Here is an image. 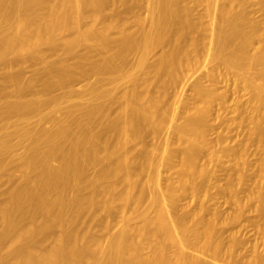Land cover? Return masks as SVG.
Here are the masks:
<instances>
[{"label":"bare ground","instance_id":"bare-ground-1","mask_svg":"<svg viewBox=\"0 0 264 264\" xmlns=\"http://www.w3.org/2000/svg\"><path fill=\"white\" fill-rule=\"evenodd\" d=\"M249 6L0 0V264H264L256 247L234 258L241 241L218 225L242 212L207 195L227 168L236 200L231 168L264 141V30ZM218 82L247 92L232 118L216 114L235 146L206 132L228 98Z\"/></svg>","mask_w":264,"mask_h":264},{"label":"rangeland","instance_id":"rangeland-1","mask_svg":"<svg viewBox=\"0 0 264 264\" xmlns=\"http://www.w3.org/2000/svg\"><path fill=\"white\" fill-rule=\"evenodd\" d=\"M249 10H250V16L260 21L262 29L264 30V24H263L264 22V0H250ZM201 12H203L202 6L196 5L194 7V14L199 15ZM57 57L60 58L61 56L59 55V56H56V58ZM56 58H53V60H55ZM127 59L130 61L132 60L130 56ZM205 62L206 61L204 60L203 64H205ZM212 65H213L212 63L211 64L207 63L206 67L211 68ZM28 69H26V71L30 72ZM0 73H1V70H0ZM230 83L232 84V82ZM218 86L222 87L218 91L219 92L226 91L228 98H227L226 105L224 108H219L217 105H214L212 107V114L209 117L208 123L206 125V132L213 134L212 136L209 134L211 136L210 139H213L214 138L213 136L215 134L224 135L225 132H228L227 136L229 139H227V143H229L228 145L230 146L231 145L235 146L236 140L239 139L236 137L237 133H236V128H235V123L231 124V126L229 127V130H226L225 129L226 127H224L225 123L223 124L222 121L223 122L224 120L227 121L229 120V118H232L233 116L229 108L230 104L234 102L233 97H235L236 95L244 94L245 97L242 99L243 101L244 99H246L247 92L242 86L237 87L238 94L232 91L231 86H228V85L226 86L222 82H218ZM120 88L121 87H119V89ZM218 113L222 114V121L216 119V114ZM249 114L252 115L251 113ZM246 131H247V128L246 127L243 128L242 134L246 133ZM147 139L150 141V136L147 137ZM175 146L176 145H174L173 147ZM177 148H178V145H177ZM244 158L247 159L249 163V166L245 170L238 171L237 166L231 168L233 172L234 184L236 186V196H237L236 200L230 199V197L228 196L225 190V188L227 187V181L225 179L226 173L230 174L231 172L230 170L229 172H227L228 171L227 168H223L221 171L218 172L219 185L223 187L224 190H218V188L216 189V187L214 186H211V187L207 186L208 199L209 198L216 199V202L219 205L217 206L218 207L217 210H219L223 216H227L231 218L234 215H236L239 210H241L239 212H242L239 221H234L230 219L229 222L221 223L218 225V229L220 230V233H222L223 238H225L223 239L226 242L225 244L228 243V240L230 241V235L232 234H236V236L240 239L241 245L238 247L237 251L234 253V258L237 257L236 260H238V258L248 259L251 255L252 248L254 247L257 248L256 249L257 252L260 251L259 252L260 254L264 252V215L260 214L259 209H258L259 202L264 200V141L262 143L261 142L256 143V141H253L252 143H250L249 149L247 151V155L244 156ZM162 173H164V175L162 174L163 177L165 176V174H167L165 172H162ZM255 191H260L261 200H259V202L253 199L248 200L249 196L250 195L252 196V194ZM189 198H184V201L185 202L188 201L187 203H190L191 205L194 201L189 200ZM239 200H242L243 202L246 203L242 209H240V207L237 206L239 203ZM212 201L213 200L209 202H212ZM185 202L183 203L185 204ZM183 203L181 201L182 205H184ZM195 204L197 203H193L191 207H189L190 205L188 206L187 204L186 206H188L189 209L192 208L196 210ZM209 205L211 206L210 203H208V206ZM212 205L214 206V204ZM213 206H212V209L214 210L215 207L213 208ZM188 207H185V208H188ZM209 210H211V208ZM241 224L244 227L243 226L240 227Z\"/></svg>","mask_w":264,"mask_h":264}]
</instances>
